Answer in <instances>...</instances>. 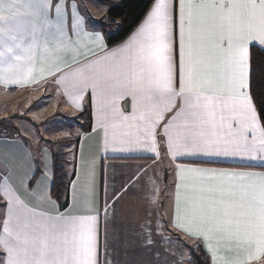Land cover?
<instances>
[{"label":"snow or ice","instance_id":"obj_1","mask_svg":"<svg viewBox=\"0 0 264 264\" xmlns=\"http://www.w3.org/2000/svg\"><path fill=\"white\" fill-rule=\"evenodd\" d=\"M149 4L135 33L108 49L102 34L83 31L74 0H0V82L23 86L63 72L64 53L76 47L71 35H83L102 55L93 53V60L57 82H68L65 93L77 109L91 90L106 148L157 152L162 135L173 158L264 161V93L259 99L253 93L250 52L264 50V0ZM66 7L72 9L70 27ZM38 51L46 56L37 72ZM124 99H130L128 115L120 106ZM41 159L46 169L47 152ZM33 164L25 154L15 162V181L0 175V264H108L106 241L103 262L99 252L94 160L86 162L87 177L72 189L73 199L95 215L60 212L50 187L40 180L32 186ZM178 177L172 227L202 239L212 264H264V173L180 164ZM44 205L49 210H40Z\"/></svg>","mask_w":264,"mask_h":264},{"label":"crops","instance_id":"obj_2","mask_svg":"<svg viewBox=\"0 0 264 264\" xmlns=\"http://www.w3.org/2000/svg\"><path fill=\"white\" fill-rule=\"evenodd\" d=\"M74 2L78 8V15L84 18L83 31L88 33L99 32L103 35L98 28V22L103 20L108 12V7L105 9L106 4L103 3V0H74ZM61 3L69 4L70 0H61ZM71 12V7L64 9L67 27L71 26ZM52 15H55L54 12ZM136 29L125 41L135 33ZM48 30L53 31V29ZM71 39L76 43V47L64 53L65 63L61 65L63 72H57L55 76L46 75L45 78L39 79L37 82H28L23 86L15 83L5 85L0 82V105L2 103L11 104L12 109L9 110L11 111V120H16L20 116L26 117V113L34 107V104L45 99L57 101L74 111L75 123L80 127L81 134L78 140L76 138L73 141H78V162L80 163L82 158L85 162L84 175L83 178L81 177L78 180L81 167H77V173L72 177L69 184V204L65 209L60 208V212L73 211L74 214H96L95 212L90 213V206L83 203V201L78 202L73 199L72 189L74 182L79 186L83 179L87 177L86 162L94 160L97 207L100 209L98 240L102 262L105 259L106 241L108 264H168L169 260L172 261L173 254L160 258V253L162 251L171 252L170 250L178 243L181 246V244H184V241L181 240L183 238L193 240V244L202 245L210 255L212 264L211 253L207 251L202 239L189 237L172 227L170 223V220L174 218V201L179 183L178 165L222 167L237 171L264 173V161L259 159L240 160L239 158L224 160L221 158L216 162L208 163L207 161L210 159L215 160V158L203 156H176L173 158L167 152V145L162 135L157 136L158 154L137 146L124 145L122 151L113 150L111 146L106 148L105 127L101 126L98 108L92 104L91 90L89 89L85 93L81 108L77 109L65 93L68 82H57L65 72H71L80 65L93 60L95 58L93 53L102 55L100 48L91 44L87 37L73 34ZM104 42L108 49L124 43L108 47L105 38ZM85 44L88 45L87 48L84 47ZM45 56V53L37 52L38 59L34 65L37 72L41 66V58ZM26 69L27 65H22L20 72H24ZM120 106L126 115L131 113L130 99L122 100ZM15 109L22 112L20 114L13 113L12 110ZM86 109L89 111V116H80ZM170 115L168 114L166 119ZM11 120L0 122V133L3 134L0 137V175L8 173L11 180L15 181L18 172L14 166L15 162L24 156L19 152H14L13 148L17 144L15 141L18 138H24V134L22 135L18 127L12 125ZM26 120L29 122L30 118ZM112 131L109 122V139H111ZM116 131L119 134L120 130L117 129ZM30 155L32 161H34L33 167L36 177L35 181L32 182V186H35L34 184L38 178H44L41 179L43 185L50 187L51 191L54 177V158L48 155L47 168L45 169L43 167L45 161L41 159V154L39 156L38 152L33 150ZM14 170L15 174H13ZM42 173L45 174L42 175ZM122 186L126 190H122ZM77 191L79 192V187ZM181 192L183 194V190ZM113 193H117L115 198H113ZM51 198L55 201L52 195ZM21 199H24V197L21 196ZM106 201H108L107 221L104 213ZM4 203L5 201L0 197V218L5 215L2 207ZM49 207L47 205L40 206V210H49ZM0 235H2V225H0ZM167 249L168 251H166ZM178 251L182 253L181 250L178 249ZM181 259L184 262L183 256Z\"/></svg>","mask_w":264,"mask_h":264},{"label":"rangeland","instance_id":"obj_3","mask_svg":"<svg viewBox=\"0 0 264 264\" xmlns=\"http://www.w3.org/2000/svg\"><path fill=\"white\" fill-rule=\"evenodd\" d=\"M105 9H107V6ZM10 108L11 104L2 103L0 105V122L12 119V116L10 115L11 111H9L12 108ZM12 111L13 113L19 114L22 112L18 109ZM26 114V117L20 116V118H16V120H11L12 125L18 127L21 134H24V138L21 137L15 141L17 144L13 148V151L19 152L23 156L25 154H30L33 150L37 151L39 156L43 152H47V158L48 155L52 156V158H54L55 155H59L63 159L62 166L65 169L69 184L72 177L77 173V167H81L79 170L80 179L81 177L83 178L85 162L83 161V158L80 163L78 162V141L69 142L76 138L78 140L81 134L80 127L75 123L74 111L69 109L66 105L59 104L57 101L45 99L44 101L34 104V107L29 109ZM27 118H30L29 122L26 120ZM13 174H15V170L13 171ZM35 179L32 182H34ZM41 179L44 178H38L37 180L41 181ZM188 241L190 244H193V240L184 239L185 243L181 244V246L178 243L172 250H170L171 252L162 251L160 253V258L164 256L168 257V254H173L172 261L166 258L169 260L168 264H187L190 259L189 249L186 247ZM178 249L181 250L182 253H180ZM166 251H168V249ZM182 256L184 262H182Z\"/></svg>","mask_w":264,"mask_h":264},{"label":"trees","instance_id":"obj_4","mask_svg":"<svg viewBox=\"0 0 264 264\" xmlns=\"http://www.w3.org/2000/svg\"><path fill=\"white\" fill-rule=\"evenodd\" d=\"M103 3L108 7V12L106 17L98 22V28L102 31L108 47L124 42L142 22L150 7L149 0H103ZM250 52L253 69L252 90L259 99L261 93H264V50L252 47ZM80 116L88 117L89 111L86 109ZM62 161L61 156H54L51 195L60 208L65 209L69 204V180ZM181 240L184 241L183 238ZM186 246L189 249V264H211L210 255L202 245L188 243Z\"/></svg>","mask_w":264,"mask_h":264},{"label":"built area","instance_id":"obj_5","mask_svg":"<svg viewBox=\"0 0 264 264\" xmlns=\"http://www.w3.org/2000/svg\"><path fill=\"white\" fill-rule=\"evenodd\" d=\"M3 134L2 133H0V137L2 136Z\"/></svg>","mask_w":264,"mask_h":264}]
</instances>
